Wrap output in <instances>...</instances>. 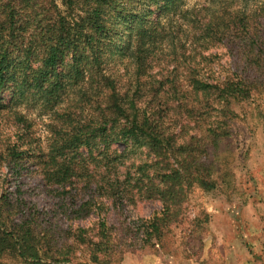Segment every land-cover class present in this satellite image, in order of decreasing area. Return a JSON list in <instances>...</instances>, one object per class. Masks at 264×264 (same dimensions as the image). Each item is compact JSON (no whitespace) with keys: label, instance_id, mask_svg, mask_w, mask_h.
I'll list each match as a JSON object with an SVG mask.
<instances>
[{"label":"trees","instance_id":"obj_1","mask_svg":"<svg viewBox=\"0 0 264 264\" xmlns=\"http://www.w3.org/2000/svg\"><path fill=\"white\" fill-rule=\"evenodd\" d=\"M233 1L0 0V264L172 252L193 187L236 190L238 109L264 95V0ZM33 107L51 117L47 145ZM31 172L50 210L9 189ZM145 200L161 207L110 222Z\"/></svg>","mask_w":264,"mask_h":264},{"label":"rangeland","instance_id":"obj_2","mask_svg":"<svg viewBox=\"0 0 264 264\" xmlns=\"http://www.w3.org/2000/svg\"><path fill=\"white\" fill-rule=\"evenodd\" d=\"M213 1L185 0L183 7L196 6L207 10ZM221 1L217 0L219 5ZM247 2L250 8L256 6L254 0ZM230 5L234 8L242 7L245 2L238 0ZM26 111L33 117L37 135L47 145L50 138L47 127L51 121L50 115H41L37 108ZM238 112L235 133L230 140L235 157L236 190L228 196L218 190L205 191L193 187L185 208V221L170 235V248L173 251L151 246L138 247L135 252L127 253L119 264H264V95L240 107ZM2 114L0 121L4 116ZM6 120L4 117L2 122L5 124ZM3 129L5 131L8 127L4 126ZM115 146L119 150L125 149L123 144ZM16 182L23 184L22 189L28 190L31 200L42 208L45 206L51 209L50 194L38 186L40 182L35 172L18 181L11 178V191L17 189ZM160 207L158 201H139L123 213H115L111 209L107 216L111 223L122 224L124 220L133 222L137 216H148ZM57 217L63 226L70 224L62 216ZM98 220L99 216H89L76 219L71 224L75 228L91 227ZM192 221H197L201 226L193 230Z\"/></svg>","mask_w":264,"mask_h":264}]
</instances>
